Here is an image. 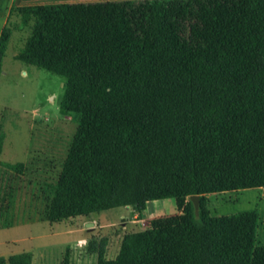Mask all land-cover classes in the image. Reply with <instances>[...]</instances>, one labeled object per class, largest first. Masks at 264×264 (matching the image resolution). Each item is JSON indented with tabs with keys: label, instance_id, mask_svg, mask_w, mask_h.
<instances>
[{
	"label": "trees",
	"instance_id": "1",
	"mask_svg": "<svg viewBox=\"0 0 264 264\" xmlns=\"http://www.w3.org/2000/svg\"><path fill=\"white\" fill-rule=\"evenodd\" d=\"M16 11L31 29L16 58L66 79L60 112L78 126L53 179L41 158L0 162V229L174 198L181 213L126 233L115 258L93 243L97 264H254L259 211L212 215L207 194L264 187V0Z\"/></svg>",
	"mask_w": 264,
	"mask_h": 264
},
{
	"label": "rangeland",
	"instance_id": "2",
	"mask_svg": "<svg viewBox=\"0 0 264 264\" xmlns=\"http://www.w3.org/2000/svg\"><path fill=\"white\" fill-rule=\"evenodd\" d=\"M6 1L1 0L0 7H5ZM1 27L2 19L0 30ZM25 31L12 34L9 44L5 45L2 60L0 135L3 139L0 142L4 146L0 160L16 164L41 158L39 163L48 172L45 177L53 179L60 172L78 121L60 112L66 79L16 58L29 36ZM24 178L28 181L26 175ZM26 192L22 189L20 193L21 207L28 203ZM208 199L212 215L249 209L258 210L264 219V187L212 193ZM166 200L163 213L175 215L176 200ZM195 213L198 215L196 207ZM132 216V209L120 206L99 215H81L57 222L19 220L11 228L0 229V256L8 258L15 253L30 251L33 264H97L98 250H90L93 243L99 249L105 241L106 257L112 259L117 256L126 233L150 227L149 219L130 223L128 220H132Z\"/></svg>",
	"mask_w": 264,
	"mask_h": 264
},
{
	"label": "crops",
	"instance_id": "3",
	"mask_svg": "<svg viewBox=\"0 0 264 264\" xmlns=\"http://www.w3.org/2000/svg\"><path fill=\"white\" fill-rule=\"evenodd\" d=\"M115 1H144V0H7L6 1V6L5 7H0V19H2V27L0 30V43H1V38L4 30H11V36L14 34V32H21L26 29L25 32L28 31V34H31V29L29 26H26L23 22V19L20 17V15L17 13L16 9L18 7H24V6H35V5H51V4H80V3H99V2H115ZM1 4V0H0ZM11 36L9 38V41L7 42L9 44L11 40ZM26 43V42H25ZM25 46V44H24ZM6 46L2 47L0 44V50L3 52L1 55V65H2V71H3V58L5 55V50ZM24 47L21 48V50ZM1 71V74H2ZM27 72L25 71L24 74ZM1 76V75H0ZM4 146V144H3ZM3 152V147L2 151L0 154ZM0 162H5L3 160H0ZM262 188V187H258ZM253 189V188H252ZM245 190V189H243ZM241 191V190H239ZM227 192V191H226ZM230 192V191H229ZM209 194H207L208 197ZM166 199H161V200H152L147 203V207L145 210L142 212H138L135 208L132 206H124L127 207L128 209L133 210V219L128 220L130 223L138 222V221H145V220H153L155 218L159 217H167L169 215H166L163 213L164 205ZM249 210V209H247ZM243 210V211H247ZM181 213L179 208L177 207V214ZM96 215H99L100 213H94ZM260 214V213H259ZM17 225V224H16ZM133 225V224H132ZM135 226V224H134ZM11 228V227H10ZM6 229V228H3ZM143 229V228H142ZM257 244L255 246V263L254 264H264V219H262L261 214H260V220H259V227H258V232H257Z\"/></svg>",
	"mask_w": 264,
	"mask_h": 264
},
{
	"label": "water",
	"instance_id": "4",
	"mask_svg": "<svg viewBox=\"0 0 264 264\" xmlns=\"http://www.w3.org/2000/svg\"><path fill=\"white\" fill-rule=\"evenodd\" d=\"M190 198L193 201L195 207L198 209V205H199V195H192V196H190Z\"/></svg>",
	"mask_w": 264,
	"mask_h": 264
}]
</instances>
